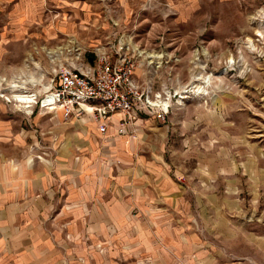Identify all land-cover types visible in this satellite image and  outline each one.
<instances>
[{
	"label": "rangeland",
	"instance_id": "1",
	"mask_svg": "<svg viewBox=\"0 0 264 264\" xmlns=\"http://www.w3.org/2000/svg\"><path fill=\"white\" fill-rule=\"evenodd\" d=\"M122 34L145 51L140 83L186 91L164 120H139L132 160L110 162L151 172L154 203H186L185 222L166 227L196 234L212 263L264 264V0H0V161L54 159L34 142L37 122L88 118L29 112L14 95L56 79L59 63L95 64L97 47Z\"/></svg>",
	"mask_w": 264,
	"mask_h": 264
},
{
	"label": "crops",
	"instance_id": "2",
	"mask_svg": "<svg viewBox=\"0 0 264 264\" xmlns=\"http://www.w3.org/2000/svg\"><path fill=\"white\" fill-rule=\"evenodd\" d=\"M146 115L152 114L137 112L128 121L115 112L103 133L90 120L77 127L38 121L34 142L54 159L33 168L24 161L17 170L0 161V250L8 264H62L63 258L67 264H215L209 258L217 252L197 247L196 234L166 227L171 219L185 222L186 203H154L151 172L110 162L133 159Z\"/></svg>",
	"mask_w": 264,
	"mask_h": 264
},
{
	"label": "built area",
	"instance_id": "3",
	"mask_svg": "<svg viewBox=\"0 0 264 264\" xmlns=\"http://www.w3.org/2000/svg\"><path fill=\"white\" fill-rule=\"evenodd\" d=\"M145 51L133 42L132 36L122 34L116 40L97 47L96 63L77 65L62 62L55 66L56 79L40 90L25 91L34 95L29 108L38 104L44 111L60 109L64 120L87 117L103 133L110 117L121 112L130 121L137 112L166 118L174 103H181L185 90H153L139 82L135 69ZM175 100V101H174ZM124 133V126L118 128Z\"/></svg>",
	"mask_w": 264,
	"mask_h": 264
},
{
	"label": "bare ground",
	"instance_id": "4",
	"mask_svg": "<svg viewBox=\"0 0 264 264\" xmlns=\"http://www.w3.org/2000/svg\"><path fill=\"white\" fill-rule=\"evenodd\" d=\"M48 53H49L50 57L53 56V55H55L57 57L61 53V51H58V52L50 51ZM195 87H196V90L198 92H203L204 91V86H197L196 85ZM14 97L16 99H18L19 101H22V103L24 104V107H25V106L30 105V101H33L34 95H30V94H15ZM27 110L30 112V109H27Z\"/></svg>",
	"mask_w": 264,
	"mask_h": 264
}]
</instances>
